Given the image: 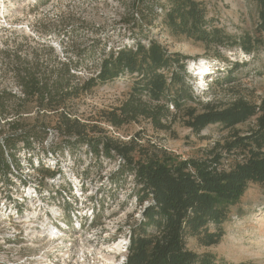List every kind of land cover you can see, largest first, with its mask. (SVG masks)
I'll return each mask as SVG.
<instances>
[{
  "label": "rangeland",
  "instance_id": "374dc122",
  "mask_svg": "<svg viewBox=\"0 0 264 264\" xmlns=\"http://www.w3.org/2000/svg\"><path fill=\"white\" fill-rule=\"evenodd\" d=\"M133 1L0 0V142L14 132L10 129L13 122L18 124L17 133L32 124L46 126L44 138L32 141L30 149L18 143L15 157L20 168L16 170L10 160V173L3 176L0 172V264H118L124 253L114 245L122 236H127L129 224L138 222L140 206L136 203L134 184L130 175L116 173L119 159L95 156L85 142L62 136L56 129L60 114L65 112L87 124L91 135H109L124 141L136 138L180 159L199 156L233 130L243 132L252 125L250 118L232 128L210 123L195 132L184 124V113L187 107L200 109L207 102L225 106L240 97L255 103L264 99V48L247 54L236 45L206 46L184 35L169 33L161 24L160 14L153 25L146 26L138 21L142 5L132 7ZM198 1L205 6L210 20L208 26H216L234 36L254 33L258 22L255 0ZM165 3L166 0H155L154 10L160 13ZM149 40L157 41L168 52L188 56L185 62L189 74L185 81L192 90V99L184 102L180 110L169 106L170 115L161 121L169 126L167 129L155 127L142 115L118 127L105 118L106 112L130 100L136 74L125 71L111 81L98 82L88 91L71 96L58 107H40L34 99L23 97L7 65L12 60L4 53L17 51L21 57L37 61L51 81L62 78L59 73L63 64L71 62L74 78L70 84L79 86L96 74L108 50L132 47L136 41L146 45ZM200 63L208 71L205 83L197 69ZM229 70L232 71L226 80ZM218 79L221 81L216 82ZM141 99L150 106L155 104L146 94ZM52 158L58 159L57 165L52 164ZM40 168L82 175L89 193H94L104 204L90 233L65 248L73 254L70 261L55 260L57 256L52 248L56 242L38 237L31 229L42 226L43 214H37L44 206L34 196L30 199L24 195L28 187L41 189L43 193L50 187L49 176L41 174ZM22 198L25 209L34 206L40 209L37 214L28 216V211L17 217L8 214L7 210L12 209L10 201L21 202L18 199ZM85 204L90 206L88 201ZM222 228L218 243L205 246L189 237L187 246L198 253H212L217 264H264V184L248 183L242 196L229 205ZM81 252L83 258L79 257Z\"/></svg>",
  "mask_w": 264,
  "mask_h": 264
},
{
  "label": "trees",
  "instance_id": "16d2710c",
  "mask_svg": "<svg viewBox=\"0 0 264 264\" xmlns=\"http://www.w3.org/2000/svg\"><path fill=\"white\" fill-rule=\"evenodd\" d=\"M154 1L134 0L132 3L135 8L142 5L143 12L138 21L146 26L153 25L160 14L161 24L169 33L184 35L206 46L236 45L247 54L264 48V0H255L258 22L254 33L237 36L208 26L210 20L205 6L198 0H166L160 13L154 10ZM4 53L12 60L7 65L11 67L23 97L34 99L40 107H58L71 96L88 91L98 82L111 81L125 71L136 74L130 100L105 113L107 121L117 127L142 115L155 127L167 129L169 126L161 121L170 115L169 106L180 110L184 102L192 99V90L185 81L189 74L185 62L188 56L168 52L155 40H149L146 45L136 41L132 47L108 50L96 74L79 86L70 84L74 78L70 72L71 62L64 63L59 73L64 79L59 77L51 81L37 61L23 58L17 51ZM231 71L225 76L226 80ZM143 94L155 104L150 106L149 102L143 101ZM184 114V124L195 132L210 123H220L226 128L250 118L253 123L243 132L233 130L199 156L180 159L157 146L142 144L136 138L124 141L109 135H91L87 124L65 112L60 114L56 129L62 136L85 142L95 156L117 157L116 173L132 178L141 218L129 224L124 264H217L212 253L190 249L187 239L194 237L205 246L218 243L229 205L242 196L248 183L264 184V99L255 103L240 97L225 106L207 102L200 109L185 108ZM10 125L14 132L0 142L3 176L10 173L11 162L16 169L20 168L15 157L18 143L30 149L32 141L42 140L46 134L43 124H32L19 133L18 124Z\"/></svg>",
  "mask_w": 264,
  "mask_h": 264
},
{
  "label": "built area",
  "instance_id": "2783aa9c",
  "mask_svg": "<svg viewBox=\"0 0 264 264\" xmlns=\"http://www.w3.org/2000/svg\"><path fill=\"white\" fill-rule=\"evenodd\" d=\"M207 73L208 71L206 70L201 77L204 83ZM52 160V164H58V159L52 158ZM40 166L42 167L41 164ZM39 171L41 174H47L49 176L50 187L44 189L45 193H43L41 189L37 190L28 187L27 194H25L26 196L24 195V198L31 199V197L33 198L34 196V200L40 201L44 208L40 210L34 206L32 209H25L22 205L23 201H25L23 198L18 199L21 202L12 199L9 205V208L12 209L7 210L8 214L12 217H17L18 214L28 211V216H30L31 214H37L36 211L40 210L37 215L43 214L42 217H44V222H42V226L38 227L39 229H37V226L32 227V232L38 234V237H46L48 240L56 242L55 247L52 248L53 253L57 256L55 260H62V262L70 261L71 258H74L73 254H70L68 249L65 248L73 245L75 241L79 242L80 239L83 238L82 236H86L90 233L92 227L95 226L94 219L96 215L101 212V208L104 207V204L100 202L101 200L97 199V197H94V193H89V190L85 186L86 181L82 178V175L78 173L77 175L76 173L68 175L70 173H66V171L63 170L59 173H55L42 168H40ZM62 173L64 175H62ZM86 201L90 202V206H86ZM43 202L50 204H44ZM138 215V220H140L141 214L139 213ZM119 240V250L122 251L124 255L121 257L120 261H118V264H124L129 244V232L127 236L124 235ZM52 249L50 251H52ZM79 257L83 258V252L79 253Z\"/></svg>",
  "mask_w": 264,
  "mask_h": 264
},
{
  "label": "bare ground",
  "instance_id": "6f19581e",
  "mask_svg": "<svg viewBox=\"0 0 264 264\" xmlns=\"http://www.w3.org/2000/svg\"><path fill=\"white\" fill-rule=\"evenodd\" d=\"M197 69L200 74H203L205 71V65L203 63H200V65L197 66ZM114 246L118 250L120 248V241H118Z\"/></svg>",
  "mask_w": 264,
  "mask_h": 264
}]
</instances>
